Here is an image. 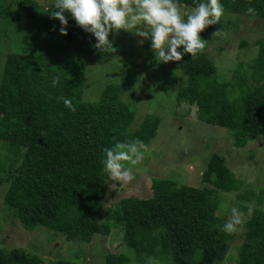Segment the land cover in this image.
<instances>
[{
    "label": "trees",
    "instance_id": "obj_1",
    "mask_svg": "<svg viewBox=\"0 0 264 264\" xmlns=\"http://www.w3.org/2000/svg\"><path fill=\"white\" fill-rule=\"evenodd\" d=\"M178 3L195 7L193 0ZM14 4L13 23L31 24L43 17L37 0ZM65 15L67 35L44 51L17 45L18 52L4 60L0 82L4 211L23 230H39L59 240L57 253H46L48 260L38 252L2 246L0 264H81L77 246H87L112 229L121 234L122 243L116 252L103 254V264H264V187L256 195L251 190L239 193L244 182L217 153L205 162L198 188L155 178L151 197H129L106 206L113 181L103 171V149L133 139L147 147L157 136L159 119L149 115L136 123L133 101L140 98L125 96V83L105 86L98 99L85 98L82 58L102 59L110 52L95 49L94 37ZM210 33L209 27L201 37L205 48ZM254 44L255 58L249 64L237 63L225 82L219 81L218 68L205 48L177 62L175 108L193 107L199 122L228 131L235 149L264 137V38ZM53 76L59 77L56 87L51 86ZM62 96L71 99L76 111L64 107L58 99ZM236 192L237 209L246 216L247 204L252 207L239 234H228L221 230L226 221L218 210L222 195ZM235 239L241 243L232 249L229 242Z\"/></svg>",
    "mask_w": 264,
    "mask_h": 264
},
{
    "label": "rangeland",
    "instance_id": "obj_2",
    "mask_svg": "<svg viewBox=\"0 0 264 264\" xmlns=\"http://www.w3.org/2000/svg\"><path fill=\"white\" fill-rule=\"evenodd\" d=\"M14 1L0 0V82L4 60L8 54L18 52L17 45L26 46L33 52L44 51L53 48L54 41L60 37L59 21L49 15L56 0H37L42 5L43 17L31 24L30 20L13 23L16 10ZM221 3L225 13L220 23L216 27L208 26L199 35L204 36L211 28L205 52L218 68L219 81L225 82L230 79V73L237 63L249 64L255 58L257 46L254 43L264 38V4L256 0H222ZM249 6L256 9L254 17L246 14ZM180 10L183 13L191 8L181 6ZM110 34L115 51L102 59L82 58L85 98L98 99L105 86L125 83V96L138 95L140 98L136 102L131 99L134 112L135 107L137 108L136 123L150 115L159 119V126L157 136L145 148L141 164L133 168L134 180L128 184L120 182V186L113 181L108 188L110 196L106 206L115 205L119 199L151 197V180L155 178L198 188L200 175L213 153L221 155L234 176L244 182L239 193L251 190L256 195L264 187V137L249 141L244 148L235 149L228 131L199 122L193 107L182 105L175 108L173 87L179 76L177 62L157 63L150 47V39L139 44L138 40L142 38L123 30ZM242 43L246 44L242 46ZM55 49V52L59 51ZM245 72L247 65H244L243 73ZM4 152L6 153L0 142V158L6 155ZM5 164L7 167V163ZM6 190L7 183L1 182L0 247L38 252L44 259L50 260L46 253H57L56 241L59 240L46 236V233L39 234V230H23L19 221L12 219L4 211L3 197ZM237 195V192L222 195L220 206H229L228 209L221 207L218 210L224 221L230 216V207H235ZM247 206L249 210L245 219L250 216L252 207L249 204ZM225 211L226 215L223 213ZM241 230L242 228L237 234ZM115 232L112 229L109 235L95 236L87 246H77L78 261L81 264H103V254L114 253L121 246V234ZM240 243L238 239L229 242L232 249ZM234 252L232 250L231 254ZM232 258L235 259L234 256Z\"/></svg>",
    "mask_w": 264,
    "mask_h": 264
},
{
    "label": "clouds",
    "instance_id": "obj_3",
    "mask_svg": "<svg viewBox=\"0 0 264 264\" xmlns=\"http://www.w3.org/2000/svg\"><path fill=\"white\" fill-rule=\"evenodd\" d=\"M195 7L181 12L178 0H56L49 12L51 18L59 21L58 32L67 35L70 15L76 26L95 39L93 47L103 52H112L110 32L118 30L131 33L139 44L150 39V47L157 63L179 62L185 54L196 57L205 48L206 41L199 35L210 25L219 24L225 9L221 0H193ZM246 14L255 16L256 9L249 6ZM178 49H181L178 51ZM59 84V77L51 78V86ZM64 107L76 111L68 97H58ZM145 144L140 139L117 140L103 149L101 163L110 181L128 184L134 180L133 168L141 164L145 155ZM116 186V185H114ZM222 208L228 209L227 204ZM230 216L222 226L228 234L236 233L244 224L245 214L236 207H230Z\"/></svg>",
    "mask_w": 264,
    "mask_h": 264
}]
</instances>
